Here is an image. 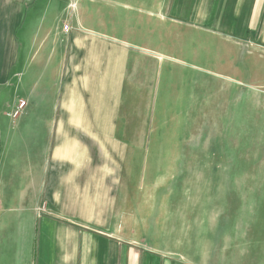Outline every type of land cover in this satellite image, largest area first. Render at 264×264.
<instances>
[{
  "label": "rangeland",
  "instance_id": "rangeland-1",
  "mask_svg": "<svg viewBox=\"0 0 264 264\" xmlns=\"http://www.w3.org/2000/svg\"><path fill=\"white\" fill-rule=\"evenodd\" d=\"M76 3L51 1L42 10H59L64 32L73 30L64 16ZM167 7L155 47L132 58L117 121L121 144L108 145L119 156L108 162L120 172L117 205L107 229L90 228L101 253L83 264H111L113 244L114 264H264V49L223 34L184 33ZM19 73L17 65L8 98L0 99L9 115L27 105ZM45 211L29 209L35 223L0 224V264H20L18 257L41 264L43 241L10 237L20 228L41 232Z\"/></svg>",
  "mask_w": 264,
  "mask_h": 264
},
{
  "label": "crops",
  "instance_id": "crops-1",
  "mask_svg": "<svg viewBox=\"0 0 264 264\" xmlns=\"http://www.w3.org/2000/svg\"><path fill=\"white\" fill-rule=\"evenodd\" d=\"M51 1L0 0V99L19 65L27 102L15 123L11 108L0 107V224L34 222L29 209L43 207L41 232L20 228L10 240L43 241L41 264H83L101 253L90 228L107 229L117 205L120 172L108 162L119 156L108 145L121 144L117 121L132 58L155 47L163 31L157 19L168 16V5L184 33L223 34L264 49V0H77L64 16L73 25L67 36L59 10H42ZM115 245L106 253L111 264Z\"/></svg>",
  "mask_w": 264,
  "mask_h": 264
},
{
  "label": "built area",
  "instance_id": "built-area-1",
  "mask_svg": "<svg viewBox=\"0 0 264 264\" xmlns=\"http://www.w3.org/2000/svg\"><path fill=\"white\" fill-rule=\"evenodd\" d=\"M71 31L69 26H65L64 28V32L69 34ZM26 107V103L25 102H21L15 109L14 111L11 113V115L8 114V117H11L12 119H18L21 111L24 110V108Z\"/></svg>",
  "mask_w": 264,
  "mask_h": 264
}]
</instances>
